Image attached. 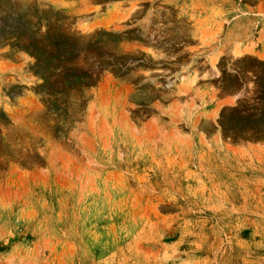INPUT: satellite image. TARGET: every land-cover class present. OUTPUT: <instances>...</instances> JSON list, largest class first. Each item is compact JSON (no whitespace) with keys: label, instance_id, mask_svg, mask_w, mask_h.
Segmentation results:
<instances>
[{"label":"rangeland","instance_id":"1","mask_svg":"<svg viewBox=\"0 0 264 264\" xmlns=\"http://www.w3.org/2000/svg\"><path fill=\"white\" fill-rule=\"evenodd\" d=\"M0 264H264V0H0Z\"/></svg>","mask_w":264,"mask_h":264}]
</instances>
